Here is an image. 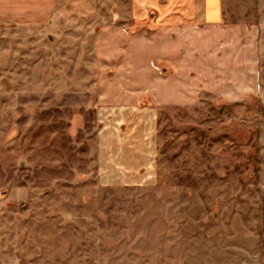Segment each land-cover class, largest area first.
Returning <instances> with one entry per match:
<instances>
[{
	"label": "rangeland",
	"instance_id": "374dc122",
	"mask_svg": "<svg viewBox=\"0 0 264 264\" xmlns=\"http://www.w3.org/2000/svg\"><path fill=\"white\" fill-rule=\"evenodd\" d=\"M59 2L0 19V264H264V0H225L258 25L227 67L207 31L177 67L132 0Z\"/></svg>",
	"mask_w": 264,
	"mask_h": 264
},
{
	"label": "crops",
	"instance_id": "0c3cea01",
	"mask_svg": "<svg viewBox=\"0 0 264 264\" xmlns=\"http://www.w3.org/2000/svg\"><path fill=\"white\" fill-rule=\"evenodd\" d=\"M21 1L25 0H0V12L6 14V16H3L0 13V19H6L5 17L11 18L7 15H9L12 10L8 9H10L11 6L12 8H17L18 6H20ZM59 1L60 0H50L51 6L49 9L50 13L48 14L51 15L49 16L47 14L48 16H45L44 19L41 20L42 22H45L46 20L47 22L51 21V16H58L59 14L61 15L62 10H64L65 13L70 15L69 11L71 8V4L68 3L65 8L61 9V3ZM134 1L135 5L132 0L131 13L133 14L132 16L135 20L148 17V20L146 19L144 21H140L144 23L148 22L150 24L152 22H150L149 19L151 18L152 14L155 15L154 20L158 22L157 27L161 26V31H163L165 35L167 34L171 37V34L173 33L178 34V37L174 39L175 46H173V43L171 44L170 42L164 44L166 48L173 49V52L176 53V55L178 56L177 61L175 63L177 67L182 65V59L185 57L184 55H182L184 52L183 50H185L184 43L182 42V35L184 37V42L186 43L188 42V40L185 38L188 37V33H193L194 39H198L200 37L199 33H204L207 31L212 34H218V36H221L223 40L225 39V43L230 42V44L224 43L223 46H219L220 41H218L214 44L215 46H212V49L213 47H216L217 52H220V56L221 58H223V63H225L227 67L230 62L235 65L236 58L242 55L240 50L241 47L240 49H238L239 47H236L235 45L232 47V43H234L237 38L234 37L232 41V36L230 34L232 33L233 36H236L237 33H241L240 35H243L242 49L244 50V46H246L245 44L248 41L247 32L255 33L258 27L257 24H253L248 27L246 25L243 26L241 24H236L234 26L232 24H229L228 17L231 16V10L228 11V9L226 8L225 0H163L162 5H159L161 0ZM149 11H151L152 13L150 14ZM12 16H21V12L15 11ZM15 18L16 21H19L20 23L26 22L20 19L22 17ZM154 24L156 25L157 23L154 22ZM196 34H198V36H196ZM179 40H181V44L179 46H176ZM200 44V42H197L196 44H194V48L196 50H202ZM208 45L209 44H207V46ZM246 48V50L249 49L248 46H246ZM230 49L231 51H228ZM243 56H246L247 59L251 60L250 53H245Z\"/></svg>",
	"mask_w": 264,
	"mask_h": 264
}]
</instances>
